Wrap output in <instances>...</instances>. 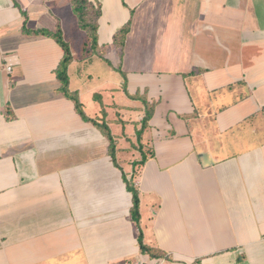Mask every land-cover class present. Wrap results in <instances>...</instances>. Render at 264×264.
<instances>
[{
	"label": "crops",
	"instance_id": "crops-1",
	"mask_svg": "<svg viewBox=\"0 0 264 264\" xmlns=\"http://www.w3.org/2000/svg\"><path fill=\"white\" fill-rule=\"evenodd\" d=\"M97 1L106 53L131 27L116 88L133 103L105 110L117 109L106 121L129 154L118 166L58 91L63 49L31 33L66 34L70 0H0V264H264V0ZM124 89L155 102L136 144L143 108Z\"/></svg>",
	"mask_w": 264,
	"mask_h": 264
},
{
	"label": "rangeland",
	"instance_id": "rangeland-1",
	"mask_svg": "<svg viewBox=\"0 0 264 264\" xmlns=\"http://www.w3.org/2000/svg\"><path fill=\"white\" fill-rule=\"evenodd\" d=\"M68 11L70 13L69 15H71L74 20L72 21V19L69 20L66 17H64L65 19H67L65 23L67 24L69 29L68 28L66 29V34H61V33L60 34H61L62 40L66 41V44L68 46V49L71 55L72 56L76 55V57L78 58L77 60H75L70 70L69 87L71 89H76L75 87H78L79 90L81 89L83 91L82 97H80V99L83 102V104L86 105L85 107H83L84 112L88 116L91 117V115L89 114H91L90 109L92 108L91 107L92 104L90 103L93 100V97L95 98V93H97V91H98L99 99L101 101L100 104H102L101 108L103 110H106L108 107L113 106L114 104L115 105L119 104L117 105L118 108L122 104L124 105L132 104L133 102L127 99V96L124 93L123 89L116 88L119 84L118 79H121V75H122L120 72V70L122 69L120 59L122 57L123 49L125 48L126 37L128 33L130 32L131 27L129 26V30L125 36L124 43L120 45L118 44L116 47H112V50L114 51V53H110V52L106 53L105 49H103L101 45L97 44L95 48L97 53L90 54V49H91L90 43L85 40L84 38L85 33L82 32L81 29L77 28L76 26L77 23L75 20L76 16L72 10V7L71 9L68 8ZM57 24H58V20H57ZM57 28L58 26H56L55 28H45V31H48L49 33H41L40 30L42 28L38 27V28H35L36 30H33L37 32H31V33L36 34V35L48 36L51 39H53L54 42L56 41L59 44L55 36H53V33L56 31ZM80 32L84 34H82L81 36ZM59 46L63 49V47L60 44ZM39 48H42V47H37L31 50L30 55L29 56L27 55L28 57L26 56V58L30 57V59H37V57H33L32 55L35 52H37ZM79 58H84V59H79ZM78 68L80 69V71L78 70ZM68 69H69V66H68ZM37 70H39L40 74L42 75V69H37ZM37 79L42 80V78L36 77V80ZM58 83L60 86L61 83L60 82ZM110 85L114 86V88L111 89ZM43 88L46 90L47 87L44 86ZM94 90L95 92L93 93V97H92L89 92H93ZM44 93L46 92L45 91L41 92V94H44ZM60 93L63 97H65L62 92ZM38 102H41V101H39L38 99L32 103H38ZM138 103L136 102L134 104L138 105ZM34 109L39 110L40 107L36 106ZM74 111L78 113L76 109ZM123 111H124V117L126 119H129V117H131L132 119H137L138 112H140L139 109H131V108H125ZM116 112H117V109H114L112 107L109 108L108 109L109 114L107 118L113 119V120L115 118L116 120V118H118L117 117L118 114H115ZM120 117H122V115H120ZM87 122H90V121H87ZM110 124H109L110 129L114 134L115 132H118V129L121 128V125H117L114 123L112 124V122H110ZM193 124H196V123L194 122ZM129 128H130L129 125H125V129H129ZM130 141H132L134 144L139 142L138 139H136V137H134ZM117 152H118L119 159L121 157L122 161L123 159L126 158L124 157L125 155H129V154L122 153L119 149ZM127 153L129 152L127 151ZM115 156H117V154H115ZM121 166L125 167L126 169L128 168L127 164L124 162H122Z\"/></svg>",
	"mask_w": 264,
	"mask_h": 264
},
{
	"label": "trees",
	"instance_id": "trees-1",
	"mask_svg": "<svg viewBox=\"0 0 264 264\" xmlns=\"http://www.w3.org/2000/svg\"><path fill=\"white\" fill-rule=\"evenodd\" d=\"M70 6L72 7V10L76 16L77 25L82 31H84L87 37V42L90 43V46H91L90 53H93V54L96 53L95 48L98 44L97 43L98 20H99V17L101 16L100 3L97 0L95 3H93L90 0H70ZM128 30H129V24L126 23L115 32L113 36L114 45L117 46L118 44L120 45L124 43L125 36L128 33ZM25 32H30V30L26 29L25 27ZM31 32H37V31H31ZM40 32L49 33L48 31H45V29H41ZM60 33L62 34L61 29L59 27L53 33V36H55L56 40L63 47V50H64L63 56L58 66L54 70L57 79L61 83L58 90L62 92L66 98L70 99L74 103V107L78 111L81 118L85 121H90L100 131V133L108 140L109 155L111 156L115 165L118 166V164L116 163V159H115V154L118 150L117 145H116V136L112 133L109 124L105 120V115H106L105 110L102 109L103 115L101 117L88 116L83 110V103L79 99L78 91L72 90L69 87V76H68L67 70H68V65L70 64L72 60V55L68 49L66 41L62 40ZM120 72L123 78H125V74L123 73V71L120 70ZM124 90L129 95V97L134 98V99H140L141 104H142L143 115L140 119L141 129L137 131V139L139 140L142 129L147 125V122L150 120L154 112L155 102L154 101L149 102L146 99V96L144 95V93L139 94V92L137 91L135 94L131 95L126 91V89ZM95 96L99 98L98 93H96ZM141 150L142 148L140 147V151ZM141 155L142 157L139 161L133 162L134 166L138 164L139 165L143 164L144 160L146 159V154L144 151H142ZM123 179L126 183L127 190L132 193L133 205L131 209V216L133 220L138 222L139 220L138 190L135 187L133 180L132 179L128 180L124 173H123ZM139 242H140L141 250L144 251L148 249L147 246L142 244L141 240H139Z\"/></svg>",
	"mask_w": 264,
	"mask_h": 264
},
{
	"label": "built area",
	"instance_id": "built-area-1",
	"mask_svg": "<svg viewBox=\"0 0 264 264\" xmlns=\"http://www.w3.org/2000/svg\"><path fill=\"white\" fill-rule=\"evenodd\" d=\"M122 264H146V262L143 259L138 258V259L124 261Z\"/></svg>",
	"mask_w": 264,
	"mask_h": 264
}]
</instances>
